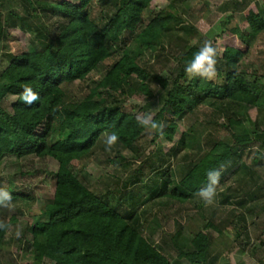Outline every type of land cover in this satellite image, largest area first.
Returning a JSON list of instances; mask_svg holds the SVG:
<instances>
[{
  "label": "trees",
  "instance_id": "1",
  "mask_svg": "<svg viewBox=\"0 0 264 264\" xmlns=\"http://www.w3.org/2000/svg\"><path fill=\"white\" fill-rule=\"evenodd\" d=\"M77 1H37L36 5L29 0L34 12L58 14L62 20L55 30L44 27L36 42L23 40V51L6 54L8 63L0 71V160L33 155L51 157L59 164L53 197L40 211L45 219L29 228L33 264L46 260L53 264H173L146 236L150 217L145 205L150 203L154 208L166 199L173 209L201 199L202 204L197 205L201 211L205 206L201 192L212 186L214 178L223 181L232 165L239 166L236 172L246 164L257 142L259 150L252 163L264 164V130L252 134L236 116L243 106L264 110V74L250 76L239 70L257 38L264 35V12L249 0L235 1L244 5L248 30L233 23V16L223 23L219 37L228 34L229 40L221 57L215 54L220 67L214 70L213 78L190 76L192 72L186 71L205 46L203 41L180 53L176 74L166 77L150 72L141 58L181 20L170 0H113L114 11L103 14L98 22L90 10L95 0ZM162 1H168L166 7L155 10ZM150 10L152 14L145 21L144 14ZM14 29V25L6 28L0 18V44ZM130 32L134 35L128 40L125 34ZM113 47L123 51L121 57L89 87L86 96L69 100L64 85L87 80L111 57ZM152 82L165 92V100L147 122L127 109L126 98L136 91L153 98ZM25 89H31L37 100L26 103ZM8 96L16 97L10 111L5 107ZM206 100L212 108L210 117L200 124L202 127L192 126L184 132L179 145L189 147L206 130L210 134L225 130L232 141L216 139L174 185L169 180L155 182L149 187L151 193L143 196L141 186L134 191L125 183L123 188L114 189L121 195L118 203H113L108 198L110 190H95L75 172L73 162L92 157L103 136H115V145L124 149H132L150 131L155 143L161 137L173 142L177 120L196 113ZM1 192L7 193L5 203L35 201L32 194L12 185L3 186ZM129 193H133L131 199L135 194L140 199L131 206L124 202ZM232 198V193L225 195L227 201ZM138 204L145 209L140 211ZM237 204L245 207L246 199ZM236 217L242 219V213ZM17 222L16 215L7 220L0 208V246L9 227ZM212 230L221 232L208 221L185 245L176 242L180 232L175 234L172 240L178 258L191 264H209Z\"/></svg>",
  "mask_w": 264,
  "mask_h": 264
},
{
  "label": "rangeland",
  "instance_id": "2",
  "mask_svg": "<svg viewBox=\"0 0 264 264\" xmlns=\"http://www.w3.org/2000/svg\"><path fill=\"white\" fill-rule=\"evenodd\" d=\"M31 1H35L37 5V1L57 0ZM168 1L158 3L155 10L166 7ZM235 1L240 0H170L181 20L160 38L158 44L144 51L141 63L148 67L150 72L172 77L176 74V61L180 53L192 45L204 42L214 50V70L220 67L219 58L215 54L218 53V57H221L229 40L228 34L219 37L223 31V23L233 16V23L243 30H248L243 15L244 5H236ZM249 2L257 4L264 12V0ZM112 3L113 0L93 2L90 10L97 22L103 14L114 11ZM151 14V10L144 14L145 21ZM0 18L6 28L12 25L16 27L0 44V71L8 63L6 54H20L23 51V40L31 38L36 42L35 38L44 34V27L55 30L62 20L58 14L50 12L44 14L39 10L34 12L29 0H0ZM133 35V32H130L126 33L125 37L130 40ZM122 53L120 48L113 47L111 57L102 63L97 71L91 73L87 80L66 83L64 87L69 100L79 101L86 96L89 87L104 76L106 69L118 60ZM239 70L250 76L264 74L263 34L257 38ZM195 74L205 75L192 72L190 76ZM151 86L155 92L153 98H148L144 93L137 91L126 98L127 109L134 111L140 119L147 122L153 119L165 100V92L154 82ZM15 101V96H8L5 107L10 111ZM211 111L212 108L206 100L196 113L187 114L182 120H177L178 131L173 142L161 137L155 143L152 141L150 131L132 149H124L115 143L109 145L110 137L103 136L95 154L90 158L74 161L73 168L95 190L102 192L110 190L108 198L113 203H118L121 195L114 189L123 188L125 183L130 184V188L133 186L134 191L137 186H141L142 195L148 196L151 193L149 187L155 182L160 184L169 180L174 185L186 173L190 164L208 151L216 139L232 141L230 134L225 130L213 134L206 130L189 147L179 145L184 132L192 126H201L200 124L210 117ZM236 116L243 120L252 134L264 130V110L243 106L237 110ZM257 150L258 142L254 144L252 154L240 169L234 172L239 166L232 165L230 173L226 174L223 181H219L218 177L213 179L209 188L213 190L211 202H206L209 197L203 196L205 206L201 211L197 208V205L203 202L201 199L183 206H175L173 209L169 208L170 203L166 199L154 208H151L150 203L145 205L148 209L146 216L150 217L146 236L170 258L173 264H191L186 259L178 258L179 251L173 243V236L180 232L176 242L188 244V240L198 227L204 226L208 221L213 222L221 230L210 231L213 245L209 264H264V164L252 163ZM58 167V162L51 157L39 158L31 155L17 159L15 156H5L0 160V194L4 193L1 192L3 186L12 185L18 191L30 193L35 198V201L29 204H11L5 203L6 199L0 195V208L6 212V219L12 215H16L18 219L17 223L9 227L5 242L0 246V264H33L31 248L33 236L29 228L45 219L41 217L40 211L53 197ZM231 193L234 198L227 201L225 195ZM130 196H133V193H129L124 200L127 206L133 205L137 199L140 200L136 194L134 199ZM243 198L246 199V205L240 207L237 201ZM143 208L138 204L140 211ZM240 213L242 219L236 217ZM44 264L53 263L46 260Z\"/></svg>",
  "mask_w": 264,
  "mask_h": 264
},
{
  "label": "clouds",
  "instance_id": "3",
  "mask_svg": "<svg viewBox=\"0 0 264 264\" xmlns=\"http://www.w3.org/2000/svg\"><path fill=\"white\" fill-rule=\"evenodd\" d=\"M214 50L205 44V46L196 54L194 60L190 63V65L186 68L188 72H199L208 76L214 75L213 65L215 60L213 59ZM206 65V66H205ZM37 95L31 91V89H25V95L23 99L26 103L31 104L33 101L37 100ZM116 140L115 136H111L108 140V144L111 145ZM4 199H7V193L0 194ZM201 195L209 197V199L205 200L206 202H211L210 196L213 195V190H203Z\"/></svg>",
  "mask_w": 264,
  "mask_h": 264
}]
</instances>
